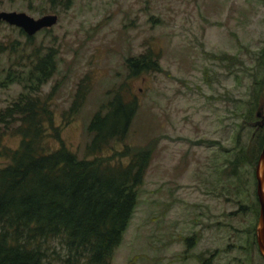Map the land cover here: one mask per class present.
Listing matches in <instances>:
<instances>
[{"label":"rangeland","instance_id":"1","mask_svg":"<svg viewBox=\"0 0 264 264\" xmlns=\"http://www.w3.org/2000/svg\"><path fill=\"white\" fill-rule=\"evenodd\" d=\"M0 11L58 16L32 40L0 22V81L10 68L26 72L37 48L41 55L53 47L56 72L36 95L50 93L54 125L79 157L86 156L89 120L113 92L124 94L127 84L138 101L126 139L102 152L155 144L109 264H264L251 233L255 165L241 164L236 176L231 167L264 132V89L251 107L254 80L264 78V0H71L67 9L51 0H0ZM148 47L161 70L127 77L125 58ZM79 86V106L69 112ZM24 91L17 81L0 87V111ZM48 140L50 148L59 145ZM19 143L0 124V167Z\"/></svg>","mask_w":264,"mask_h":264},{"label":"trees","instance_id":"2","mask_svg":"<svg viewBox=\"0 0 264 264\" xmlns=\"http://www.w3.org/2000/svg\"><path fill=\"white\" fill-rule=\"evenodd\" d=\"M51 2L64 9L71 4V0ZM26 36L32 40L34 35ZM5 47L0 44V51ZM44 50L40 55V48L36 49L26 72L15 73L10 68L0 81V87L17 81L25 90L0 111V124L20 136L19 146L10 151V162L0 167V264H53V260L62 264H109L136 208L138 189L155 144L125 145L122 151L102 155L113 143L126 139L138 111V101L128 95L126 84L124 90L120 87L124 94L113 92L89 120L86 156L79 157L67 148L54 125L50 93L36 95L57 69L56 50ZM159 58L150 47L128 56L124 60L127 77L159 72ZM254 85L257 89L252 108L264 89V78L255 79ZM81 97L79 86L69 112L77 109ZM259 135L255 149H242L233 159L235 176L241 164H256L264 132ZM48 137L59 145L50 148ZM253 231L255 228L251 233L256 246ZM52 242L64 252H57Z\"/></svg>","mask_w":264,"mask_h":264},{"label":"water","instance_id":"3","mask_svg":"<svg viewBox=\"0 0 264 264\" xmlns=\"http://www.w3.org/2000/svg\"><path fill=\"white\" fill-rule=\"evenodd\" d=\"M21 28L27 35L32 36L42 29L51 28L58 21L56 14H45L38 18L29 16L24 12L0 11V22ZM260 116V113H257ZM263 125V121L258 123ZM256 196L259 204L258 219L255 226V240L260 255L264 259V141L255 164Z\"/></svg>","mask_w":264,"mask_h":264},{"label":"flooded vegetation","instance_id":"4","mask_svg":"<svg viewBox=\"0 0 264 264\" xmlns=\"http://www.w3.org/2000/svg\"><path fill=\"white\" fill-rule=\"evenodd\" d=\"M262 128H264V120H263V125H260ZM256 188V187H255ZM256 193V192H255ZM256 200H257V196H256ZM257 204H258V200H257ZM258 213H259V204H258Z\"/></svg>","mask_w":264,"mask_h":264}]
</instances>
